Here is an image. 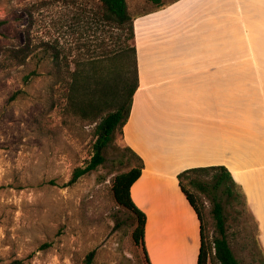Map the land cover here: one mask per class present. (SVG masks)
I'll use <instances>...</instances> for the list:
<instances>
[{
  "label": "rangeland",
  "instance_id": "rangeland-1",
  "mask_svg": "<svg viewBox=\"0 0 264 264\" xmlns=\"http://www.w3.org/2000/svg\"><path fill=\"white\" fill-rule=\"evenodd\" d=\"M127 1L133 15L152 8L150 0ZM97 6L96 0H0V19L7 21L0 34V264H84L94 248L95 264H147L132 240L130 213L113 195V178L130 167L121 135L104 164L68 184L93 154L96 124L63 114L49 99L50 45L74 59L100 54L110 43L111 29L96 22ZM22 48L27 54L13 51ZM185 183L213 240L211 201ZM222 200L236 254L243 264H264L249 207Z\"/></svg>",
  "mask_w": 264,
  "mask_h": 264
},
{
  "label": "crops",
  "instance_id": "crops-1",
  "mask_svg": "<svg viewBox=\"0 0 264 264\" xmlns=\"http://www.w3.org/2000/svg\"><path fill=\"white\" fill-rule=\"evenodd\" d=\"M137 13L138 88L121 140L144 160L131 187L152 264H198L201 220L178 174L224 165L264 250V0H170Z\"/></svg>",
  "mask_w": 264,
  "mask_h": 264
},
{
  "label": "trees",
  "instance_id": "trees-1",
  "mask_svg": "<svg viewBox=\"0 0 264 264\" xmlns=\"http://www.w3.org/2000/svg\"><path fill=\"white\" fill-rule=\"evenodd\" d=\"M96 1L97 24H103L111 29L110 43L106 47L104 44L100 54L70 59L69 55L64 54L56 45H50L47 49L52 60L49 86V99L52 105H61L63 114L67 116H75L90 124H96L93 132L95 138L93 154L85 165L74 170L68 183L71 185L104 164L108 148L118 135L123 134L139 83L134 24L137 15L130 12L127 0ZM150 2L152 8L148 9L147 13L164 8L171 1ZM6 22L0 19V34ZM115 30L118 32L116 39ZM13 51L25 53L26 49ZM122 149L130 155L128 158L130 167L113 178L114 199L117 206L130 213L133 224L132 240L135 246L142 249L146 263L152 264L145 243L147 215L136 205L131 195V187L141 176L145 163L129 146ZM178 179L182 191L201 220L198 264H243V260L233 248L228 233L225 205L222 200L225 197L229 204L241 202L247 206L246 194L235 181L231 171L224 165L193 167L179 173ZM185 180L205 193L211 201L218 229V236L213 240H210L203 207L197 197L189 191ZM250 214L256 222L257 240L261 245L258 221L252 213ZM261 248L263 249L262 245ZM96 256L97 249L90 250L86 254L84 264H95Z\"/></svg>",
  "mask_w": 264,
  "mask_h": 264
}]
</instances>
